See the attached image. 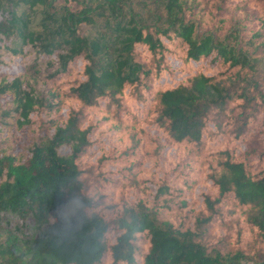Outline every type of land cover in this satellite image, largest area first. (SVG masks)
<instances>
[{
	"label": "trees",
	"instance_id": "trees-1",
	"mask_svg": "<svg viewBox=\"0 0 264 264\" xmlns=\"http://www.w3.org/2000/svg\"><path fill=\"white\" fill-rule=\"evenodd\" d=\"M0 264H264V0H0Z\"/></svg>",
	"mask_w": 264,
	"mask_h": 264
},
{
	"label": "clouds",
	"instance_id": "clouds-1",
	"mask_svg": "<svg viewBox=\"0 0 264 264\" xmlns=\"http://www.w3.org/2000/svg\"><path fill=\"white\" fill-rule=\"evenodd\" d=\"M53 222H54V225L57 226V227H59V225H60V223H61V221L59 220L58 217H57V218H54V219H53Z\"/></svg>",
	"mask_w": 264,
	"mask_h": 264
},
{
	"label": "rangeland",
	"instance_id": "rangeland-1",
	"mask_svg": "<svg viewBox=\"0 0 264 264\" xmlns=\"http://www.w3.org/2000/svg\"><path fill=\"white\" fill-rule=\"evenodd\" d=\"M246 10H248V12H251V11H253V7H246ZM241 15H242V13H241ZM237 18H239V19H240V17H239V16H237Z\"/></svg>",
	"mask_w": 264,
	"mask_h": 264
}]
</instances>
